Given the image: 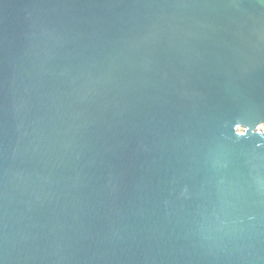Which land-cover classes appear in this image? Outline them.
Listing matches in <instances>:
<instances>
[{
  "label": "water",
  "instance_id": "obj_1",
  "mask_svg": "<svg viewBox=\"0 0 264 264\" xmlns=\"http://www.w3.org/2000/svg\"><path fill=\"white\" fill-rule=\"evenodd\" d=\"M264 0H0V264H264Z\"/></svg>",
  "mask_w": 264,
  "mask_h": 264
},
{
  "label": "built area",
  "instance_id": "obj_2",
  "mask_svg": "<svg viewBox=\"0 0 264 264\" xmlns=\"http://www.w3.org/2000/svg\"><path fill=\"white\" fill-rule=\"evenodd\" d=\"M259 129H261L264 132V129L262 128V124L259 125Z\"/></svg>",
  "mask_w": 264,
  "mask_h": 264
},
{
  "label": "rangeland",
  "instance_id": "obj_3",
  "mask_svg": "<svg viewBox=\"0 0 264 264\" xmlns=\"http://www.w3.org/2000/svg\"><path fill=\"white\" fill-rule=\"evenodd\" d=\"M262 128L264 129V123L262 124Z\"/></svg>",
  "mask_w": 264,
  "mask_h": 264
}]
</instances>
